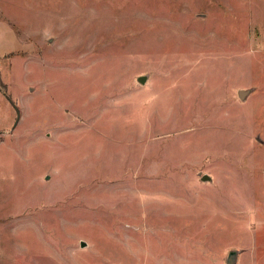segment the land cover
Instances as JSON below:
<instances>
[{
	"label": "rangeland",
	"instance_id": "obj_1",
	"mask_svg": "<svg viewBox=\"0 0 264 264\" xmlns=\"http://www.w3.org/2000/svg\"><path fill=\"white\" fill-rule=\"evenodd\" d=\"M232 248L264 264V0H0V264Z\"/></svg>",
	"mask_w": 264,
	"mask_h": 264
},
{
	"label": "water",
	"instance_id": "obj_2",
	"mask_svg": "<svg viewBox=\"0 0 264 264\" xmlns=\"http://www.w3.org/2000/svg\"><path fill=\"white\" fill-rule=\"evenodd\" d=\"M146 78H147V74H141L138 76V79L141 82H145ZM247 92H248V89H243V88L239 89V94L241 97H244ZM19 116H20V113H19ZM202 179H205V180L211 179V176L209 174L205 173L202 175ZM82 244H85V242L83 241ZM238 253H239V249H237V248H232L231 250H229L226 262L229 264H234L238 259Z\"/></svg>",
	"mask_w": 264,
	"mask_h": 264
},
{
	"label": "crops",
	"instance_id": "obj_3",
	"mask_svg": "<svg viewBox=\"0 0 264 264\" xmlns=\"http://www.w3.org/2000/svg\"><path fill=\"white\" fill-rule=\"evenodd\" d=\"M2 90H3V88H2Z\"/></svg>",
	"mask_w": 264,
	"mask_h": 264
}]
</instances>
